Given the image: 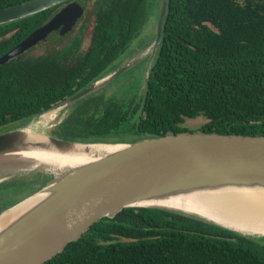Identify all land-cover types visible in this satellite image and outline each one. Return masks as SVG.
<instances>
[{
    "label": "trees",
    "instance_id": "1",
    "mask_svg": "<svg viewBox=\"0 0 264 264\" xmlns=\"http://www.w3.org/2000/svg\"><path fill=\"white\" fill-rule=\"evenodd\" d=\"M24 1L0 0V9ZM91 1L94 16L81 52L82 28L74 39L40 41L35 47L43 51L0 65V131L24 124L112 70L159 6V0ZM53 9L1 24L0 56L43 25ZM101 99L93 93L82 101L58 125L61 135L84 142L197 130L264 135V0H170L138 98ZM200 116L201 126L183 125ZM47 179L37 173L0 181V212ZM42 264H264V239L181 211L129 206L98 219Z\"/></svg>",
    "mask_w": 264,
    "mask_h": 264
},
{
    "label": "water",
    "instance_id": "2",
    "mask_svg": "<svg viewBox=\"0 0 264 264\" xmlns=\"http://www.w3.org/2000/svg\"><path fill=\"white\" fill-rule=\"evenodd\" d=\"M65 1L67 0H27L1 8L0 25ZM169 2L170 0H159L155 35L146 64L145 78L149 76L162 40ZM80 11L76 2L67 4L0 56V65L43 40L60 25H63V31L71 28L80 16ZM124 61L125 59L103 76L38 115L44 116L64 107L72 106L73 110L76 103L96 92V83L104 84L134 65ZM30 123L27 121L20 126L0 131V157L9 156V160L0 163L1 176L11 169L26 167L37 159L36 155L35 158L24 156L23 151L44 150L42 141H26L27 133L46 138L52 151L59 155H68L65 151L68 147L96 148L89 150V160L60 170L52 169L47 164L44 166V163L33 167L37 168V172L30 173L29 176L41 173L47 175L48 179L43 184L38 183L36 191L2 210L0 216L38 192L46 191L47 195L0 232V264H42L62 251L68 242L77 240L95 221L104 216L111 217L129 206L181 211L243 235L264 239V233L241 231L194 212L150 203L191 191L195 187L239 184L264 186V135L221 134L197 130L168 132L128 142H84L70 140L53 132H33L30 130ZM60 123L61 121L54 127H58ZM8 178L11 177L2 176L0 181Z\"/></svg>",
    "mask_w": 264,
    "mask_h": 264
},
{
    "label": "bare ground",
    "instance_id": "3",
    "mask_svg": "<svg viewBox=\"0 0 264 264\" xmlns=\"http://www.w3.org/2000/svg\"><path fill=\"white\" fill-rule=\"evenodd\" d=\"M53 116V113H47L43 116V120L50 119ZM25 136L26 141H42L41 143L44 146V150L30 149L23 151L24 156L35 158L34 155H36L37 157L31 164H27L26 167H36L44 163V166L49 165L52 169L57 168L56 170H60L62 167L89 160L90 158L87 155L89 150L96 148V146H84L87 147L85 150L84 147H68L65 150L69 153L68 155H59L52 151L49 142L41 135L27 133ZM5 160H9V156L0 157V163ZM55 165L58 166L55 167ZM241 185L195 187L191 191L182 192L150 203L163 204L168 207L194 212L241 231L264 233V186L257 184ZM46 195V191L38 192L3 213L0 216V232H3L14 220L40 202Z\"/></svg>",
    "mask_w": 264,
    "mask_h": 264
},
{
    "label": "rangeland",
    "instance_id": "4",
    "mask_svg": "<svg viewBox=\"0 0 264 264\" xmlns=\"http://www.w3.org/2000/svg\"><path fill=\"white\" fill-rule=\"evenodd\" d=\"M90 5H92L90 3ZM92 6L89 7L85 13H83L84 18H88L89 24L91 26V21H92ZM89 16V17H88ZM86 18V19H87ZM155 29H156V18H152V21L150 24L147 26L145 29L143 35H142V40H135L132 43V50L128 49L125 51L123 54L120 55V57L117 60V64L125 59L126 64H134L131 65L125 72H123L121 75L118 77L105 82L104 84H97L96 87L98 89L94 94L96 95H101L102 99L101 101H107L109 99H116L120 100L122 97L125 98H135V100L138 98L139 94L141 93L143 87H144V80H145V70H144V65H140V61L144 60L150 53L151 51V46L153 42V37L155 35ZM48 43V42H47ZM49 44V43H48ZM142 45V46H141ZM141 46V47H140ZM42 50L41 47H36L35 52H40ZM128 53V54H127ZM82 105V102L76 103L73 110L75 108H78ZM72 110L71 107H64L61 108L59 111L53 112L55 116L52 119H48V121L44 122L43 121V116L38 115L35 116L32 120H29L31 123L29 126L30 130L33 132L37 133H42V132H53L55 134H58L62 136L63 134L62 130L59 129L58 127H54L59 121H62ZM205 122V118L203 117H196V118H187L183 122V125L194 129L199 126H201ZM23 123H19L14 125V127L20 126ZM32 124V125H31ZM37 168H31L30 166L27 167H18L11 169L7 171L3 177H13V176H22V177H29L30 173H35L37 172ZM48 173H50L49 170H47ZM51 174V173H50ZM52 175V174H51ZM0 175V177H2ZM27 192V191H26ZM26 192L22 193L19 195L20 199L26 194Z\"/></svg>",
    "mask_w": 264,
    "mask_h": 264
},
{
    "label": "flooded vegetation",
    "instance_id": "5",
    "mask_svg": "<svg viewBox=\"0 0 264 264\" xmlns=\"http://www.w3.org/2000/svg\"><path fill=\"white\" fill-rule=\"evenodd\" d=\"M72 2H76L79 6H80V8H81V11H80V16L76 19V21H75V23L72 25V27L71 28H69V29H67V30H61V29H63V25H60L59 27H57L56 29H53L52 31H50L49 33H48V35L43 39V40H40L41 42L42 41H45V42H50V44H52L51 43V41H52V38L53 37H56V38H60V41H62V42H64V41H66L67 42V40H71V39H74L75 37V35L76 34H78L80 31V29L82 28V30H81V33H80V36H81V43H80V47H79V49H78V52H81L83 49H85V47H86V45H87V42H88V33H89V31H90V28H91V26H90V24L86 21V22H84L83 20L85 19L84 18V16L85 15H83V13H85V11H87L88 9H89V7L90 6H92V5H90V3L92 4V1L91 0H67V1H65V2H62V3H60V4H57V5H55V6H53L54 7V9H53V11H52V13H51V16L48 18V20L50 19V18H52L57 12H59V10L60 9H62L63 7H65L67 4H69V3H72ZM92 10H93V6H92ZM91 16H94L93 15V12H92V14H91ZM93 18V17H92ZM47 20V21H48ZM46 21V22H47ZM151 21H152V19H151ZM150 21V22H151ZM150 22H148V24L146 25V27L144 28V30H143V32L136 38V39H134L131 43H130V45L128 46V48L125 50V51H127L128 49H130V51L132 50V43L135 41V40H142V35H143V33H144V31H145V29L147 28V26L150 24ZM40 41H38L36 44H34L33 46H31V47H29L28 49H26L24 52H35V50H36V45L40 42ZM48 42V43H49ZM41 51H43V50H41ZM23 53V52H22ZM128 54V53H127ZM148 58H149V56H147L145 59H146V61H145V59L144 60H142V61H140L139 63H140V65H144V70L146 69V64H147V61H148Z\"/></svg>",
    "mask_w": 264,
    "mask_h": 264
}]
</instances>
